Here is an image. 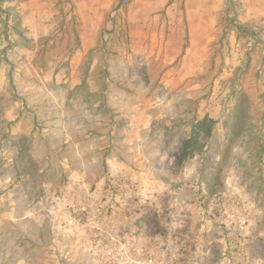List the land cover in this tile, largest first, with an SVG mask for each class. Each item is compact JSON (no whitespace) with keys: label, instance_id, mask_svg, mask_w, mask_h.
I'll return each instance as SVG.
<instances>
[{"label":"rangeland","instance_id":"rangeland-1","mask_svg":"<svg viewBox=\"0 0 264 264\" xmlns=\"http://www.w3.org/2000/svg\"><path fill=\"white\" fill-rule=\"evenodd\" d=\"M262 34L264 0H0V264H264Z\"/></svg>","mask_w":264,"mask_h":264},{"label":"trees","instance_id":"trees-1","mask_svg":"<svg viewBox=\"0 0 264 264\" xmlns=\"http://www.w3.org/2000/svg\"><path fill=\"white\" fill-rule=\"evenodd\" d=\"M215 122L216 121L209 116H205L204 118L198 119L196 121L192 130V136L184 143L182 159L193 156L198 150L201 149L202 145L199 141L201 134L204 133L210 136L213 133L211 126L214 125Z\"/></svg>","mask_w":264,"mask_h":264},{"label":"built area","instance_id":"built-area-1","mask_svg":"<svg viewBox=\"0 0 264 264\" xmlns=\"http://www.w3.org/2000/svg\"><path fill=\"white\" fill-rule=\"evenodd\" d=\"M236 257L232 256V257H226L225 260L227 263L229 264H236L235 261ZM146 262L148 264H161L160 262H158L156 259H154L152 256L148 257Z\"/></svg>","mask_w":264,"mask_h":264},{"label":"crops","instance_id":"crops-1","mask_svg":"<svg viewBox=\"0 0 264 264\" xmlns=\"http://www.w3.org/2000/svg\"><path fill=\"white\" fill-rule=\"evenodd\" d=\"M262 35H264V34H262Z\"/></svg>","mask_w":264,"mask_h":264}]
</instances>
